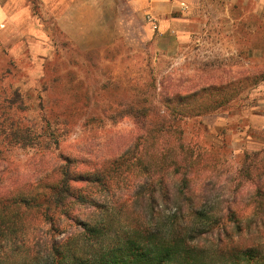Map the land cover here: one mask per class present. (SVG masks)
<instances>
[{
	"label": "rangeland",
	"instance_id": "obj_1",
	"mask_svg": "<svg viewBox=\"0 0 264 264\" xmlns=\"http://www.w3.org/2000/svg\"><path fill=\"white\" fill-rule=\"evenodd\" d=\"M25 4L45 26L50 49L47 53L36 49L41 55L32 62L25 58L13 62L8 57L0 61V192L41 177L59 153L84 161L78 169L84 173L119 168L121 174L110 189L129 190L143 173L138 159L142 155L134 149L138 127L125 118L116 123L88 120L102 117L104 111H117L114 100L122 96L144 99L172 91L185 97L203 88H227L233 95L228 104L211 115L180 123L188 137L197 129L200 147L209 151L201 161V168L206 165L204 174L213 175V170L234 173L246 154L263 150L264 0H189L174 4L171 13L160 18H149L153 14L146 0L119 2L118 11L102 20L97 14L70 20L79 22L84 32L71 27L75 34L70 39L45 16L39 0ZM99 20L107 26L92 34ZM225 90L218 91L219 95ZM52 112L66 114L57 124H50L55 138L49 136L42 119ZM20 120L48 135L37 145L34 141L24 146L13 140L9 143L4 136ZM196 136H192L195 141ZM197 170L198 178L203 171ZM176 176L169 177L174 186L178 185ZM204 205L206 211L212 209L209 202ZM171 214L161 212L158 225L151 227L162 237L170 234L171 222H175ZM208 217L193 216L186 223L174 224L182 228L186 240ZM240 218L249 221L241 214ZM244 240L242 248L257 247L264 253V232ZM184 242L193 246L189 240ZM201 242L205 245L193 252L199 264H231V247L219 248L210 237ZM42 257L21 254L17 264H44Z\"/></svg>",
	"mask_w": 264,
	"mask_h": 264
},
{
	"label": "trees",
	"instance_id": "obj_2",
	"mask_svg": "<svg viewBox=\"0 0 264 264\" xmlns=\"http://www.w3.org/2000/svg\"><path fill=\"white\" fill-rule=\"evenodd\" d=\"M260 78L264 81V73ZM153 86L156 90V83ZM232 100L231 92L222 87L203 88L185 97L172 91L144 99L122 96L114 100L117 111L89 117V122L130 119L138 127L134 149L142 155L138 158L142 178L138 175L129 190L112 192L119 168L84 173L78 170L84 161L54 155L47 173L0 192V264H17L21 254L44 255V264H199L194 249L209 237L219 248L231 247V264H264L263 251L242 248L244 239L264 232V148L246 154L234 173L204 174L206 165L201 168V161L209 151L200 147L197 129L188 137L180 126L185 120L211 115ZM53 113L42 118L51 138L55 134L50 124L66 117ZM25 124L21 120L14 124L5 140L37 145L48 135ZM198 167L203 174L197 178ZM175 175L177 186L169 178ZM208 202L209 212L203 209ZM169 211L175 222L209 217L186 240L175 222L170 234L162 237L151 227L158 225L161 212Z\"/></svg>",
	"mask_w": 264,
	"mask_h": 264
},
{
	"label": "crops",
	"instance_id": "obj_3",
	"mask_svg": "<svg viewBox=\"0 0 264 264\" xmlns=\"http://www.w3.org/2000/svg\"><path fill=\"white\" fill-rule=\"evenodd\" d=\"M27 0H0V61L7 58L14 61H20L25 58L29 61L39 58L41 55L37 50H44L45 53L50 49L47 44L48 35L45 26L39 21L31 7L26 5ZM43 13L47 18H52L59 27L61 33L66 37H71V27L78 26V33L83 32V26L79 22L70 20H83L102 17L107 18L110 14L118 11V3H132L133 0H39ZM150 6V12L153 14L149 18H160L168 16L174 4L186 3L189 0H146ZM161 11H163L161 14ZM109 14V15H108ZM108 15V16H106ZM103 18V20H104ZM114 18V17H113ZM99 23L94 24V32L104 29ZM117 23V22H116ZM157 29V25L152 23ZM97 25V26H95ZM108 29V28H105ZM108 34L109 30H103ZM100 34V33H99ZM185 34V33H181ZM85 37V34H77ZM183 37V36H181ZM184 38V37H183ZM35 43L38 46H35ZM43 55V54H42Z\"/></svg>",
	"mask_w": 264,
	"mask_h": 264
},
{
	"label": "built area",
	"instance_id": "obj_4",
	"mask_svg": "<svg viewBox=\"0 0 264 264\" xmlns=\"http://www.w3.org/2000/svg\"><path fill=\"white\" fill-rule=\"evenodd\" d=\"M155 27V26H154Z\"/></svg>",
	"mask_w": 264,
	"mask_h": 264
}]
</instances>
